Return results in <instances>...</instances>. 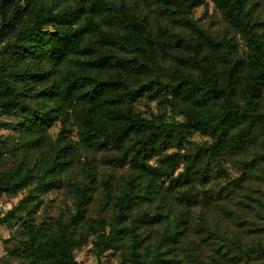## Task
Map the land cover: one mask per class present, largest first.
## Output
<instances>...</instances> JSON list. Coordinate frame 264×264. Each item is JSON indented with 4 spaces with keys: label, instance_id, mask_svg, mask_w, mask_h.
I'll return each mask as SVG.
<instances>
[{
    "label": "rangeland",
    "instance_id": "1",
    "mask_svg": "<svg viewBox=\"0 0 264 264\" xmlns=\"http://www.w3.org/2000/svg\"><path fill=\"white\" fill-rule=\"evenodd\" d=\"M44 1L54 11L67 3L77 6L76 0ZM115 1L126 3L136 16L147 20L153 34H190L179 14L165 13L160 0ZM245 12L264 42V0H247ZM191 17L214 39L231 40L247 58L249 48L242 32L213 0H204ZM27 27V33L33 34L32 25ZM17 38L15 34L0 38V87L17 86L21 101L39 109L49 82L40 80L38 68L43 66L51 77H60L72 61L55 65L45 56L24 55L17 48ZM116 49L120 54L132 53ZM183 57L188 53L176 48L169 56L159 54L156 71L145 79V86L156 75L167 78L176 71L188 72L178 61ZM23 67L31 77L19 80L17 72ZM4 100L0 96V102ZM173 103L192 106L169 92L151 99L144 91L135 107L144 116L157 118L169 113ZM68 110L35 143L28 141L29 132L24 129L0 128V181L19 168L33 174L25 188L0 197V217L6 219L0 223V264H35L24 250L28 225L54 227L58 220L68 222L82 185L91 187L92 194L83 226L76 231V237L85 239L74 250L78 264H131L136 241L142 260L155 259L158 264H264V254L250 249L264 244V159L259 141L239 146L230 139L220 155L214 156L209 151L213 135L192 131L181 146L169 142L153 151L149 162L164 169H170L169 155L178 153L180 158L170 175L152 178L114 157L116 149L84 144L72 106ZM0 122L20 125L24 118L0 108ZM197 157L202 168L188 180L174 183L172 178L184 171L186 162ZM127 192L137 202L120 213L116 202ZM116 233L112 246L100 253L98 243Z\"/></svg>",
    "mask_w": 264,
    "mask_h": 264
},
{
    "label": "trees",
    "instance_id": "2",
    "mask_svg": "<svg viewBox=\"0 0 264 264\" xmlns=\"http://www.w3.org/2000/svg\"><path fill=\"white\" fill-rule=\"evenodd\" d=\"M76 1L77 6L67 3L54 11L44 0H0V38L15 34L20 52L48 57L55 65L72 61L60 77H51L43 66L38 68L40 80L49 82L39 109L21 101L17 86L0 87V96L5 98L1 110L24 118L20 125L0 122V128L24 129L29 132L28 141L35 143L72 106L77 134L84 144L116 149L114 157L152 178L170 175L180 158L178 153L169 155L170 169H164L149 162L153 151L169 142L181 146L192 131L213 135L209 151L214 156L233 139L239 146L259 141L264 159V42L247 17V0H213L242 32L249 48L247 58L231 40L214 39L191 17L204 0H160L165 13H177L184 20L190 29L188 36L166 31L153 34L148 21L123 2ZM28 24L33 34L27 33ZM117 47L132 53L120 54ZM172 48L188 53L178 61L189 71H176L167 78L156 75L146 87L144 81L155 73L158 55L169 56ZM17 76L22 80L31 73L23 67ZM144 91L151 99L169 92L192 106L173 103L169 113L150 118L135 107ZM210 106L213 109L204 112ZM201 168V159L192 158L172 181H186ZM32 178L33 174L21 168L15 170L0 181V197L19 192ZM91 194L88 185L79 187L75 212L68 222L58 220L54 227L28 225L24 250L35 264H78L74 250L85 239L76 237V231L83 226ZM136 202L127 192L118 198L117 210L125 213ZM5 220L0 217V223ZM117 234L98 243L100 253L112 246ZM139 249L136 241L131 264H158L155 259L142 260ZM250 249L264 254V244Z\"/></svg>",
    "mask_w": 264,
    "mask_h": 264
}]
</instances>
